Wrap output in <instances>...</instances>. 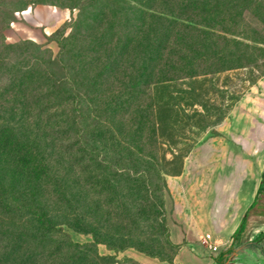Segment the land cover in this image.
I'll return each mask as SVG.
<instances>
[{"label":"rangeland","instance_id":"rangeland-1","mask_svg":"<svg viewBox=\"0 0 264 264\" xmlns=\"http://www.w3.org/2000/svg\"><path fill=\"white\" fill-rule=\"evenodd\" d=\"M19 1H24L26 6L16 7ZM204 1L207 4L212 2ZM261 3L262 9H246L230 18L229 23L224 21L230 40L219 41L218 48H213L215 55L219 54L214 63L207 65L204 61H192L181 66L173 63L176 70L171 73L172 78L187 76L173 79L170 86L155 92L161 108L152 115L154 119L150 117L154 124L151 122L150 126L136 132L133 109L128 113L119 112L109 119L106 129L121 133V138L126 136V142L121 147H111L114 150L108 144L103 148L109 159L106 166L124 170L109 158L112 152L119 150L123 155L131 152L135 158L141 153L154 154L167 172L163 194H152L147 199L148 205L143 206L135 181L120 178L118 189L114 188L108 182L107 171V175L100 179L103 200L98 204L96 177L99 170L89 163L87 202L89 211L93 212V222L99 212H119L121 204L115 199V191L119 197L137 200L139 204L133 203L134 209L145 207L153 212L158 206L160 210L159 217L144 219L140 215L132 224L123 212L120 213L121 219L106 221L109 226L128 233L127 243L132 244L116 248V239L110 245L98 243L99 254L111 257L110 264H176L180 248L185 243L172 240L174 226L184 227L189 222L204 225L210 216L224 215L231 222L241 199H246L244 195L252 184L253 171L264 157V0ZM72 4V0H0V262H7L12 245L10 239L7 240V230L21 224L16 215L10 214L11 207L26 205L31 199L55 216L56 228H61L71 241L78 244L94 242L91 233L70 226L67 221L68 216L71 218L69 214L73 212L74 202L64 200L68 198L70 201L72 197L59 198L58 192L68 188V180H62L58 177L60 173L56 176L53 172L67 164L53 157L50 158L52 170L49 165L40 164L42 150L54 146L52 138L48 137L54 131L50 134L48 131L55 128L43 124L51 111L35 115L44 109V103H24L28 97L35 96L34 100H39L50 93L47 91L49 87L37 88V78L41 77L39 72L48 65L49 59L54 60L53 66L60 74L63 72L59 55L65 43V48H71L69 66L73 68L86 65L91 75H95L109 63L103 74V78L109 77L108 80L91 94L94 99L109 102L123 94V85L138 72L141 48L150 45L143 36L140 39L147 41L148 45L139 43L135 26H128L126 34L122 23L114 18L103 20L99 30H94L92 20L88 21L81 34L65 40L73 34L79 12ZM159 8L177 12L178 5L167 0ZM5 16H10V20L5 21ZM112 24L117 31L104 34L107 25ZM200 37L187 33L178 37L172 35L170 40L178 44L185 40L192 44L188 47L190 49L199 48L194 43ZM150 38L153 41L151 35ZM123 48L126 49L122 58L119 51ZM169 48L186 47L175 45ZM20 76H23L22 82L32 81V87L24 92L12 87ZM52 100L53 97L47 99L45 106H51ZM14 106L18 109L13 110ZM127 147L130 151L126 150ZM124 167L133 172L130 165ZM46 168L49 170L45 171ZM239 178L244 179L241 190L235 187ZM131 185L135 187L128 188ZM235 193H240L241 197ZM53 236L58 239L61 233ZM190 248L196 254L203 250L209 252L217 264L232 263L233 260L230 247L225 256L216 255L220 246L218 251H212L201 239L191 242ZM254 250L258 256L246 255L240 264H264V239L256 243ZM70 254L65 249L51 260H45V264L63 260Z\"/></svg>","mask_w":264,"mask_h":264},{"label":"trees","instance_id":"trees-1","mask_svg":"<svg viewBox=\"0 0 264 264\" xmlns=\"http://www.w3.org/2000/svg\"><path fill=\"white\" fill-rule=\"evenodd\" d=\"M72 1V5L78 7L79 12L78 17L74 21V32L65 40L72 39L79 33L81 34L83 25L88 21L92 20L94 27H96L94 30H99L103 20L114 18L115 20L119 19L126 34L128 26H135L139 43L148 45L149 42L150 45L148 47L150 48H141V64L138 72H136L135 77L129 79L128 84L123 85V90L121 91L123 94L111 98L109 102L100 98L94 99L91 95L95 89L104 83L103 81L108 80L109 77L103 78V74L107 72L109 63L104 64L95 75H91V71L88 70L86 65L73 68L69 66L71 48H65V46L67 47L65 43L62 44L59 55L60 60L63 62V72L59 73V70L53 66L54 60L51 59H49L48 65L43 68V71L39 72L41 77L37 78L39 83L37 88L49 87L50 90L47 91H50V93L39 100H34L33 97L35 96L28 97L24 103L29 105L44 103V109L35 113V115L51 111L52 113L46 115L47 118L43 120V124L46 127L52 125L55 128L48 131L49 134L54 131L53 135L48 136L53 139V141L51 139V142L54 146H46L42 150L40 164L43 166L49 165L52 170L50 164V158L52 157L67 164L63 169L55 168L54 172L52 171L56 176L60 173L58 177L62 178V180H64L63 178L68 180V188L59 190V198L72 197L70 201H68V198L64 200L66 202H74L73 212L68 213L73 220L71 222V218L68 216L67 221L70 226L91 233L94 236V242L78 244L71 241L62 232L61 228H56L55 216L49 214L44 207L37 205L35 199H31V202L26 203V205L16 204L17 206L13 205L11 207L10 214L16 215L21 224L16 228L7 230V240L9 238L10 240L8 241H11L10 244L12 245L9 247L7 262H0V264H45V260H51L65 249L70 251V256L63 260H55L46 264H110L111 257L99 254L97 250L98 243L102 242L110 245L116 239L115 241H118L116 248L132 245L127 243L128 233H123L109 226L106 221L110 218L121 219V212L129 218L131 224L132 222H137L136 218L140 215L144 216V219L157 218L160 216L158 206L153 212H150L145 207L134 209L132 205L133 203H138L137 200L126 196L119 197L118 191H115V199L121 204V208L117 210L119 212H99L96 222H93V212L89 211L87 202L88 183L90 180L88 177L89 163L97 166L99 170L96 177L98 204H102L103 200L101 198L100 179L101 176L107 175V171H109L108 182L114 188H117V181L120 178L135 181L143 206L148 205L147 199L152 194L156 192L163 194L165 189L164 175L167 172L162 168L154 154L148 156L145 153H141L138 155L139 157L135 158L130 155L131 152L123 155L119 153V150L112 152L109 158L114 161L115 165H121V169L124 170L106 166L105 162L109 159L103 148H106L107 144L110 148L116 147V145L121 147V144L126 142V136L121 138V133L117 134L114 130L109 131L106 129L109 119L113 116L115 117L119 112L125 111L128 113L130 109H133L135 113V120L133 121L136 132L139 129H143L146 125L150 126L151 122L154 124L152 115L161 108L155 98V92L158 89H165L170 86V82L173 79L187 76H175L172 78L171 73L176 70L173 63H178L181 66L185 62L204 61L207 65H211L219 59V54L215 55L213 48H218L219 41L221 43V41L230 40L224 21L229 23L230 18L246 9H262L261 0H211L212 2L208 4L204 0H172L178 5V9L175 10L177 12H169L159 8V5L167 0H162L160 3L157 0ZM24 6H26L24 1L16 3V7L21 8ZM4 20H10V16H5ZM114 26L113 24L107 25V32L104 34L116 32L117 29ZM187 33L201 36L194 43L199 48L188 49L192 44L183 39L180 44L170 40L172 35L173 37H178ZM150 35L152 38L155 35L153 41ZM142 36L144 38L147 37L148 42L141 40ZM175 45L186 48H169ZM4 49L6 50V48ZM123 49L119 51L122 58L125 56L126 48ZM0 51L2 52V49ZM215 58L217 59L215 60ZM19 78V81L12 83L14 85L12 87L15 89L17 87L18 92H24L32 87V81L22 82L23 76ZM45 97L46 99L44 100ZM52 97L53 104L46 107L45 102ZM25 106L22 107V111ZM16 108L14 106L13 110ZM60 120L61 122H59ZM127 148L126 150L130 151ZM111 150L114 149L111 148ZM124 165H130L133 172L127 170ZM49 168H46L45 171L49 170ZM61 170H63V173H61ZM135 186L131 185L128 188L133 189ZM262 187H260V190ZM36 207L39 209L34 210ZM244 225L245 218L233 234L234 238L243 231ZM57 232L61 233L58 239L53 236ZM263 239L264 231L260 232L253 242L258 243ZM45 251L48 253L45 254Z\"/></svg>","mask_w":264,"mask_h":264},{"label":"crops","instance_id":"crops-1","mask_svg":"<svg viewBox=\"0 0 264 264\" xmlns=\"http://www.w3.org/2000/svg\"><path fill=\"white\" fill-rule=\"evenodd\" d=\"M264 157L257 164L253 171L252 184L247 194L244 195L246 199L242 198L238 208L236 209L235 216L231 222L227 220V216H218L212 218L210 216L207 224L194 225V222H189L187 226L176 227L172 229L171 237L175 243H185V246L180 248L176 258V264H217L216 259L209 256V252H199L196 254L190 248L191 242L201 239L206 233H211L213 241L220 246V251L216 255L225 256L228 254V248L233 251L234 264H240L244 260V256L255 254L258 252L254 250L256 243L253 242L254 238L264 231ZM244 185V179L239 178L235 187L241 188ZM263 186L260 190V187ZM241 197L240 193H235ZM245 218V225L243 231L236 237L233 234L240 226ZM229 248V249H230ZM201 249V247L199 248ZM230 250V251H231ZM231 261L227 264H233ZM251 260V259H250Z\"/></svg>","mask_w":264,"mask_h":264},{"label":"built area","instance_id":"built-area-1","mask_svg":"<svg viewBox=\"0 0 264 264\" xmlns=\"http://www.w3.org/2000/svg\"><path fill=\"white\" fill-rule=\"evenodd\" d=\"M201 240H202V243L204 245H207L208 248L211 249L212 251H218L219 250V246L216 243H214L211 233H206L201 238Z\"/></svg>","mask_w":264,"mask_h":264}]
</instances>
